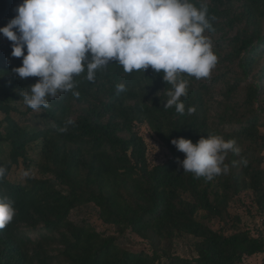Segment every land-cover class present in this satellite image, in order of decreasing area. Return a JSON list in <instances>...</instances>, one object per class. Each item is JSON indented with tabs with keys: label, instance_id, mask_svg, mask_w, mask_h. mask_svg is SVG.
I'll return each mask as SVG.
<instances>
[{
	"label": "trees",
	"instance_id": "trees-1",
	"mask_svg": "<svg viewBox=\"0 0 264 264\" xmlns=\"http://www.w3.org/2000/svg\"><path fill=\"white\" fill-rule=\"evenodd\" d=\"M22 2L0 0V27ZM192 2L207 5L212 28L204 34L218 61L208 78L183 75V113L164 107L172 85L162 72L126 73L115 61L94 81L85 67L73 90L33 110L23 93L38 78L18 77L13 69L22 57L11 55L12 42L0 34V196L15 208L0 230V264H242L255 254L264 264V240L239 215L246 199L264 210V0ZM142 126L170 158L148 160ZM208 134L233 139L239 149L227 153L229 171L210 181L184 172L185 154L171 143L195 144ZM34 167L46 175L33 176ZM82 206L96 215L71 220ZM93 218L116 233L97 230ZM125 232L147 250L123 247ZM184 235L193 238V256L173 252Z\"/></svg>",
	"mask_w": 264,
	"mask_h": 264
},
{
	"label": "clouds",
	"instance_id": "clouds-1",
	"mask_svg": "<svg viewBox=\"0 0 264 264\" xmlns=\"http://www.w3.org/2000/svg\"><path fill=\"white\" fill-rule=\"evenodd\" d=\"M207 13L206 4L197 8L192 0H23L0 34L12 42L11 55L22 57L21 66L13 69L18 77L38 78L23 93L33 110L47 109L50 97L73 90L74 77L85 67L86 79L94 81L98 69L115 61L126 73L149 67L162 72L163 80L172 85L164 107L175 106L183 113L181 97L187 96L188 87L183 75L208 78L218 61L204 34L212 28ZM118 88L123 90V85ZM73 95L78 97L79 92ZM171 143L185 154L180 161L184 172L209 181L229 171L225 164L229 151L239 152L235 140L216 134L195 144L185 138ZM5 173L0 166V179ZM14 215L13 203L0 196V230Z\"/></svg>",
	"mask_w": 264,
	"mask_h": 264
},
{
	"label": "rangeland",
	"instance_id": "rangeland-1",
	"mask_svg": "<svg viewBox=\"0 0 264 264\" xmlns=\"http://www.w3.org/2000/svg\"><path fill=\"white\" fill-rule=\"evenodd\" d=\"M2 117L3 115L0 113V119ZM140 131L146 143L147 158L150 162L161 163L166 161L168 158H170V154L168 150L154 135L150 133L147 127L142 126L140 128ZM34 153L35 151H33V154L31 153V156H35ZM35 158H37V156H35ZM32 175L39 177L40 175H46V174L40 172L37 167H34L32 169ZM246 203L248 208L247 210L239 209V215L241 221L246 227L250 228V231L253 235H259L264 240V210L260 211L255 204L249 203L248 199H246ZM89 215H91V217H94L96 215L94 208L92 206H82L70 212V219L75 222H79L81 218L89 217ZM92 221L97 227V230L101 231L103 229H106L105 226L97 223L95 218H93ZM106 230L109 234L116 233L114 227H109ZM119 239H120L119 242L123 247L131 250L139 251L142 249L146 251L148 248L147 244L144 241L140 240L138 237L128 232H125V234L119 237ZM192 243H193V238L191 236L188 235L181 236L175 239L173 252L184 257L193 256L194 252H193ZM262 256L263 255L261 254L247 256L244 258L242 264H260Z\"/></svg>",
	"mask_w": 264,
	"mask_h": 264
}]
</instances>
